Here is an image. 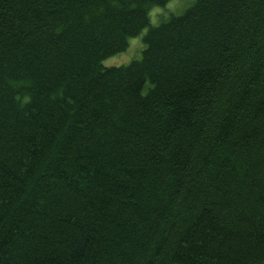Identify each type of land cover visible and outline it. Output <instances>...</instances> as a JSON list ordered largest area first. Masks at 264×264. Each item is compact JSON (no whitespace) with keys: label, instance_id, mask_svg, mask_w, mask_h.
<instances>
[{"label":"trees","instance_id":"1","mask_svg":"<svg viewBox=\"0 0 264 264\" xmlns=\"http://www.w3.org/2000/svg\"><path fill=\"white\" fill-rule=\"evenodd\" d=\"M170 1L0 0V264H264V0Z\"/></svg>","mask_w":264,"mask_h":264},{"label":"rangeland","instance_id":"2","mask_svg":"<svg viewBox=\"0 0 264 264\" xmlns=\"http://www.w3.org/2000/svg\"><path fill=\"white\" fill-rule=\"evenodd\" d=\"M193 0H171L163 8H154L149 13L150 25L157 26L166 22L170 16H179L192 4ZM144 30L138 37L128 40V45L123 53L114 55L102 62L104 67L124 66L134 60H139L144 49L142 38Z\"/></svg>","mask_w":264,"mask_h":264}]
</instances>
